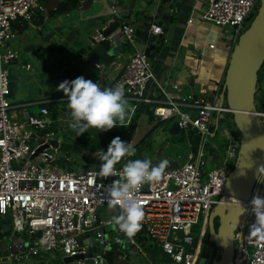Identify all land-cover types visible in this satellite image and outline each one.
I'll list each match as a JSON object with an SVG mask.
<instances>
[{"label": "built area", "instance_id": "1", "mask_svg": "<svg viewBox=\"0 0 264 264\" xmlns=\"http://www.w3.org/2000/svg\"><path fill=\"white\" fill-rule=\"evenodd\" d=\"M40 1L0 0V216L11 217L13 242L8 258L36 255L52 248L75 256L85 247L81 234L93 228H98L100 240H105V226L113 223L111 218H101L98 208L107 205L106 186L119 178L109 176L94 182L99 161L66 166L64 161L69 157L62 156L64 151L59 145L54 146L50 141L54 137L46 133L55 120L47 103H43L37 113L27 112L21 118L11 112L7 65L19 53L13 43L12 23L19 18L30 20L36 8L43 7ZM259 4L260 0H207L199 15L209 23V28L217 29L216 39L207 46L215 49L217 39L222 36L232 47ZM111 11L116 14L114 7ZM147 29L148 35L163 33L156 20L151 21ZM104 38L132 46L137 38L135 26L121 22L110 35L97 33L96 39ZM115 83L124 86L125 98L134 101L135 109L139 107L136 101L145 102L158 120L177 115L175 120L180 130L197 132L195 150L189 152L185 160L167 166L159 182L146 185L137 193L145 210L143 229L157 249L159 262L154 264H196L209 214L224 193L226 177L239 147V138L224 126L222 133L226 136L221 141L225 151L221 152L212 141L215 129L229 111L226 105L219 103L221 89H206L203 95L180 93L176 82L172 83L174 89H167L155 76L151 51L147 53L145 49H129ZM150 84H153L152 89H149ZM256 93L255 112L264 121L261 105L264 86ZM45 144L47 146L37 151ZM205 146L208 147L206 152ZM216 147L218 151H214ZM210 161L215 166L207 171L205 164ZM116 168L122 171L123 164H117ZM255 194L264 197V169L257 175L249 198L243 201L249 212L241 215L233 233L235 264H264V240L249 235L250 226L255 222L250 212V201ZM38 230L41 234L32 237ZM20 231L25 235H20ZM113 233L116 242L130 243L142 250L143 246L135 238L129 241L118 227H113ZM93 261L102 264L100 257H93Z\"/></svg>", "mask_w": 264, "mask_h": 264}, {"label": "crops", "instance_id": "2", "mask_svg": "<svg viewBox=\"0 0 264 264\" xmlns=\"http://www.w3.org/2000/svg\"><path fill=\"white\" fill-rule=\"evenodd\" d=\"M206 1L93 0L88 7L92 9L91 12L85 13L77 7L66 13L53 14L51 10L55 7L56 0H41L40 5L43 7L36 9L43 13L42 21L34 23L30 20L25 29H14L13 43L18 47L19 53L18 57L7 65L11 89V112L21 118L27 112L37 113L44 102L57 100L51 95L56 91L55 85L51 86L48 94L41 85H33V79L28 75L26 77L23 70L30 71L33 63L35 69L44 66V57H48V63L53 64L56 53L62 58L67 52H73L70 43L77 41L78 32L87 30L89 35L96 38L99 27H103L109 19L118 18L120 15L128 20H136L134 26L141 25L145 15L150 17V22L158 18L163 33L156 36L148 35V24L144 28L142 37L136 38L132 46L133 49L149 47L152 52L160 38L164 37L160 49L151 58L155 76L165 83L167 89H174L172 83L176 82L179 86L176 90L180 93L195 92L203 95L206 89L219 87L223 83L230 46L221 38L217 39L215 49L207 46L208 42L216 39L217 29L209 28V23L199 15ZM96 4H100L101 7L95 13ZM112 7L116 9V14L112 13ZM189 18L191 21H188ZM96 40L107 48L117 49L118 52L114 55L113 61L106 66L92 63L85 57L86 50L90 47L88 41L85 44L79 43V56L84 60L86 68L79 73L68 72L65 80L71 81L78 76H83L85 79L98 82L102 88L108 87L110 83H113L115 87L116 76L129 54V49L122 48L120 45L124 43L122 41L113 43L114 41L108 38ZM27 63L30 64L29 67L24 66ZM23 84H31V87L27 85L30 90L29 92L25 90L21 96H18L19 89H27ZM152 88L153 84H150L149 89ZM31 104H37L38 109L29 110L27 106ZM85 163L87 161L77 165ZM113 234L112 229L108 235L113 236ZM10 237L11 233L0 239ZM125 248L132 251L123 255L120 264H154L145 248L138 250L130 243H126Z\"/></svg>", "mask_w": 264, "mask_h": 264}, {"label": "water", "instance_id": "3", "mask_svg": "<svg viewBox=\"0 0 264 264\" xmlns=\"http://www.w3.org/2000/svg\"><path fill=\"white\" fill-rule=\"evenodd\" d=\"M92 1L84 0L80 8L87 9ZM120 23L119 18L109 19L97 32L104 36L110 35L119 28ZM87 41L90 47L86 50L85 57L92 63L106 66L118 52L113 47L107 48L92 35L88 36ZM145 51L150 53L149 47ZM263 61L264 0H260L255 15L232 45L219 94V103L222 105L225 102L232 113L236 127L234 135L239 138L237 155L227 174L224 193L213 206L208 220V238L220 248V256L213 259L210 256H200L196 264H235L233 233L242 214L231 199L235 197L244 207L243 201L249 198L257 175L264 169V121L255 112L254 104L255 94L259 89L258 69ZM261 105L264 107V100ZM165 127L171 134L180 131L177 120L166 122ZM50 141L54 146L60 145L58 139L50 138ZM45 146L47 145H41L37 151ZM216 216L219 220L217 229L213 225V218ZM97 231L98 228H93L82 233L80 237L85 245L84 250L75 256L64 255L63 260L70 262L77 259L82 264H94L93 257L97 256L102 259V264L120 263L118 252L126 245L116 242L115 237L106 233L105 240H100ZM40 234L41 231L38 230L31 236Z\"/></svg>", "mask_w": 264, "mask_h": 264}, {"label": "rangeland", "instance_id": "4", "mask_svg": "<svg viewBox=\"0 0 264 264\" xmlns=\"http://www.w3.org/2000/svg\"><path fill=\"white\" fill-rule=\"evenodd\" d=\"M100 7V4H96L95 13L100 9ZM83 11L87 13L91 12L92 9L87 8ZM255 13L256 11L254 12V15ZM248 22H246L245 28L248 26ZM245 28H243L242 31ZM77 36V41L70 43V48L73 52H67L66 55L62 56V58H60V56H58V54L56 53V56L54 58L55 61L53 64H49L48 57H44V66L37 67L35 69V65L33 63L30 71L23 70L26 77L28 75V77H31V79H33V85H41L43 88H45L44 91H47L49 94L51 86L55 85L57 87L59 83L65 80L66 74L68 72L79 73L86 68V66L84 65V60L79 56L78 50L79 43L85 44L87 42L89 34L87 30H81L77 33ZM220 38L221 40H225L222 36H220L219 39ZM128 49H133V47L130 45ZM27 85L31 87V84ZM27 85L23 84L24 88L26 86L27 89H19L18 96H21V94L25 90L29 92L30 89L29 87H27ZM262 86H264V84ZM256 96H258L257 93ZM136 103H138L139 106V116L137 118H132L131 124H129L127 127L116 126L106 132H96V129L90 128L88 132H84L83 134L76 136L75 132L69 126L71 117L67 102L64 105L65 109H63V111H61L59 114L60 120L52 121L46 129V133L52 134L55 139H58L60 141L59 149L64 151L63 153H65L62 154V156L69 157L64 161V163H66V166H68V162L70 161H75L78 163H83L84 161L101 162L96 154L102 151H106L108 144L116 136L121 137V140L124 142L132 143L136 149L135 155L133 157H125L124 160L121 161L122 164H124L128 159L148 158L153 162V164H157L161 160L166 159L169 161L168 166H170L178 164L182 160H185L186 155L189 152H193L195 150L191 147L189 134L190 131L180 130L177 134H171L165 127V123H172L178 117L177 115H173L172 117L166 119L165 122L154 126L157 123L158 118L156 116H154V118L148 117L147 112L149 111V104L142 101H136ZM223 104L226 105L225 102ZM27 107L31 111L38 109L37 104H31ZM55 122L57 123L58 128L53 129L52 127ZM152 126H154V128L151 129ZM223 126L231 132H234L236 129L235 125L232 122L231 124H228L226 119H224L223 122H220L219 126L215 129V135L212 137V141L217 144L221 152L225 151V148L222 145L221 141V139L225 138L226 136V134L222 133L224 131L222 129ZM181 131H183V134H181ZM79 141H87V144L95 145V148L92 149L90 147H80V145L77 144ZM204 148L206 152L208 147L205 146ZM218 148L216 147L213 149L214 151H218ZM76 165L77 164L73 165V167H75ZM214 166L215 163L210 161L205 164V169L208 171ZM98 212L100 217L103 219L111 218L116 214L108 208V205L99 207ZM113 227L114 224H108L105 226L108 234L111 233ZM19 233L21 235H25L23 231H20ZM12 242V238L0 239V264H82V262L78 261L77 259H74L70 262L64 261L63 251L54 248L50 250H43L40 254L36 255H22L18 258H8L7 253L12 245ZM130 251L132 250L124 248L123 246L118 252L119 257L123 258V255L126 254V252Z\"/></svg>", "mask_w": 264, "mask_h": 264}, {"label": "clouds", "instance_id": "5", "mask_svg": "<svg viewBox=\"0 0 264 264\" xmlns=\"http://www.w3.org/2000/svg\"><path fill=\"white\" fill-rule=\"evenodd\" d=\"M56 90L62 91L68 98L71 117L69 126L76 136L88 132L90 128L96 129V132H106L116 126L127 127L132 122L135 108L125 98L122 84L102 88L98 82L78 76L71 81L59 83ZM135 153L132 143L122 141L119 136L114 137L106 151L96 154L101 163L94 177V182L97 178L119 177L106 186L107 196H104V200L108 208L116 213L111 217V223L129 241H134L145 220V210L137 193L146 185L159 182L169 165L166 159L157 164L148 158L128 159L122 171H118L116 165L125 157H133ZM231 201L240 209V214L249 212L235 197ZM250 204L255 222L250 226L249 235L264 240V197L254 195Z\"/></svg>", "mask_w": 264, "mask_h": 264}, {"label": "trees", "instance_id": "6", "mask_svg": "<svg viewBox=\"0 0 264 264\" xmlns=\"http://www.w3.org/2000/svg\"><path fill=\"white\" fill-rule=\"evenodd\" d=\"M83 1L84 0H56L55 7L51 10V12L53 14H55V13L56 14L66 13V12L72 10L73 8L80 7L81 4L83 3ZM166 1H168V0H161V2H166ZM141 12H143V11H141ZM33 16L34 17H32L30 20H31V22H34V23H39L43 19V13L40 12L39 9L35 10V13ZM253 16H254V12L251 13L249 19H251ZM118 18H120L121 22H128V23H131L133 25L136 21L133 19L128 20L127 18H125V16L123 17V15H120V17H118ZM149 19H150V17H148V15L147 16L145 15L143 17L142 24L141 25L140 24L135 25V32H136L137 38H141L142 35L144 34V28H146V26L149 24V22H150ZM30 20H25V19L19 18V19L13 21V23H12L13 28L18 29V30H23L28 26ZM163 41H164V37L162 36L160 38V41L158 42L157 46L155 47V49L151 52V56H153V54H155V52H157L160 49ZM120 45L122 46V48H129V46H130V44H128V43H121ZM231 48L232 47H229V51L231 50ZM257 83L259 85V89L264 84V61L262 62L261 66L258 69ZM113 86H114L113 83H110L108 85V87H113ZM221 88H222V83L219 86V89H221ZM51 95L54 98L56 97L57 100H55L54 102H49V103H47V105L51 111V113H50L51 117L56 120L59 117L60 112L63 111V109H65L64 105H65V103L68 102V100H67L68 98L64 96L62 91H57V90L54 91ZM127 100L129 102V104L132 106L134 101L129 100V99H127ZM147 114H148L149 118H154L152 111L149 110L147 112ZM138 116H139V110H138V108H136L135 113H134L132 118H137ZM232 118H233L232 113L230 111H227L225 119L228 122V124H231V122L234 124ZM163 122H165V120H158L154 126L159 125L160 123H163ZM154 126H152L151 129L154 128ZM52 128L53 129L58 128V125L56 122L53 124ZM181 134H183V131H181ZM189 134H190L191 147H192V149H195L196 144L198 142L197 132L194 129H191ZM77 144H79L80 147H90L92 149L95 148V145L87 144V141H79ZM77 163L78 162L70 161V162H68V166L73 167V165H75ZM232 166H233V164H231V167ZM10 233H11V217L8 215H5L4 217L0 216V237L9 235ZM208 236H209V227L207 226L206 232L204 235V239L206 237H207L206 239H208ZM135 241L140 243L141 246H143V248H145V250L150 254L154 263L159 262V259L156 256V252H157L156 246L150 240V238L147 236L143 227H142V230L139 233H137V235L135 236Z\"/></svg>", "mask_w": 264, "mask_h": 264}, {"label": "flooded vegetation", "instance_id": "7", "mask_svg": "<svg viewBox=\"0 0 264 264\" xmlns=\"http://www.w3.org/2000/svg\"><path fill=\"white\" fill-rule=\"evenodd\" d=\"M218 223H219V220H218V217L216 216L213 218V225L215 229H217ZM208 227H209V224H208ZM200 256H210L211 259L219 258L220 248L216 245V243L213 240H210L209 238L204 239L201 244L199 257Z\"/></svg>", "mask_w": 264, "mask_h": 264}]
</instances>
